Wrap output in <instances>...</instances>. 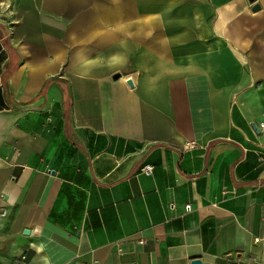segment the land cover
<instances>
[{
	"label": "crops",
	"instance_id": "obj_1",
	"mask_svg": "<svg viewBox=\"0 0 264 264\" xmlns=\"http://www.w3.org/2000/svg\"><path fill=\"white\" fill-rule=\"evenodd\" d=\"M196 258L264 264V0H0V264Z\"/></svg>",
	"mask_w": 264,
	"mask_h": 264
},
{
	"label": "water",
	"instance_id": "obj_2",
	"mask_svg": "<svg viewBox=\"0 0 264 264\" xmlns=\"http://www.w3.org/2000/svg\"><path fill=\"white\" fill-rule=\"evenodd\" d=\"M255 1L256 0H250L251 3H254ZM259 9H260V5L255 3V5L253 6V10L258 11ZM119 77H120V75H116L115 78H119ZM126 82H127L128 86L131 88H133L135 86V82H134V79L132 77H128ZM252 127L256 132H259V129L257 128V126L255 124H252ZM191 264H203V262L200 258H196V259L192 260Z\"/></svg>",
	"mask_w": 264,
	"mask_h": 264
},
{
	"label": "built area",
	"instance_id": "obj_3",
	"mask_svg": "<svg viewBox=\"0 0 264 264\" xmlns=\"http://www.w3.org/2000/svg\"><path fill=\"white\" fill-rule=\"evenodd\" d=\"M144 173L150 175L153 173L154 171V166L151 164L145 165L144 169H143Z\"/></svg>",
	"mask_w": 264,
	"mask_h": 264
}]
</instances>
